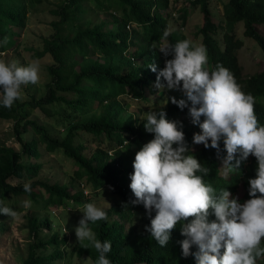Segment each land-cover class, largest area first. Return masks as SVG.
Listing matches in <instances>:
<instances>
[{
    "label": "trees",
    "instance_id": "obj_1",
    "mask_svg": "<svg viewBox=\"0 0 264 264\" xmlns=\"http://www.w3.org/2000/svg\"><path fill=\"white\" fill-rule=\"evenodd\" d=\"M27 1L0 0V41L5 37L13 40L10 38L14 36L15 27H20L21 30L25 28L28 17ZM61 1L63 5L54 14L59 17V20L53 23L55 32L44 47V54H50L54 60V64L49 67L51 80L47 84L45 95L37 102L20 104L15 101L11 108L0 104V119H13L20 124L29 119L30 108L44 109L62 103L70 107L74 113H90L93 110L91 107L97 102L96 107L100 112L85 125H70L62 141L52 138L49 131L43 126H38L35 121H26L23 132L34 134L39 141H24L20 136L22 133L16 129L21 151L7 147L0 149V201L3 202L0 206L8 207V202L13 197L38 200L37 187L49 193L47 203L61 205L65 197L70 196L71 191L68 188L61 189L41 181L31 183L30 192H25L22 185L12 184L14 180L23 179L28 174L35 176L38 174L34 165L28 166L25 163V157L37 155L38 144L42 143L49 152L60 150L68 158L76 161L80 170L82 169L76 171L77 179L81 180L87 176L93 189L104 184H112V193L121 198L119 203L114 204L106 212L108 220L96 222L95 228L97 239L111 242V251L106 254L111 264H197L194 255L185 257L182 254L179 242L185 237L181 235L180 223L172 230L165 247L159 246L148 231L143 234L141 242L137 245L134 246L130 242L134 231L126 233L125 223L142 205H131L129 201L135 197L132 192L123 190L134 172L129 147H124L123 142L134 137V141L145 145L154 139V134L145 131L143 124L146 119L139 121L133 117H122L124 107L121 98L131 97V100L138 102L145 100L143 89L155 86L158 72L164 69L166 59H171L170 56L165 57L159 50L162 43H165L161 39L165 29L170 31L167 43L174 45L185 40L178 32L169 28L170 22L175 20L173 17L175 14L185 24L189 14L199 9L204 17L199 34L203 36L202 45L207 50L208 69L213 70L216 64H222L230 70L242 90L255 97V115L259 126H264V70L245 76L238 56V52L244 47V40L238 37L241 23L244 25V36L254 40L264 53V0H227L224 7L225 26L214 20L211 0H187L189 7L182 11L177 8L171 11L170 0ZM91 2L94 4L93 8L88 10L83 8V3ZM110 11H114V14L119 12L120 19L113 17L109 23L106 21L96 23L91 19L96 14ZM221 29L226 31L222 42L216 37ZM6 45L0 44V53L6 51ZM96 56L99 58L94 59ZM150 64L156 65L157 72L151 71L148 67ZM161 83H165L163 79ZM26 107L29 109L22 114ZM163 111L166 118L176 122L178 128L183 131L185 142L192 154L193 136L198 133L187 127L188 123L184 117L179 118V115H189L188 109L181 110L173 105ZM203 119L201 117L202 122ZM83 133L96 137L104 135L109 140L111 149L106 151L96 147V152L88 157L84 153L85 143L81 141ZM110 150L113 152L112 155L108 153ZM226 155L222 141L219 154L215 149L211 147L206 149L201 144L199 162L209 168V174L204 175L203 179L217 194L222 189H227L233 197L238 196L247 201L250 199L249 180L256 178L258 162L250 155L246 160H241L237 171L225 178L220 175V170L221 161ZM240 155L238 152L235 159H240ZM83 194L82 191L80 196ZM5 217L0 214V225ZM114 217H118L119 220L113 219ZM214 220V214H210L209 221ZM147 227H150V222ZM41 230L35 229L34 234L39 236ZM66 241V239L59 241L56 237L53 239L56 244L48 245L43 242L32 244L24 264H48L53 257H44L39 250H45L50 246H54L55 254L62 257L59 246ZM93 250L92 256L96 262L99 253L94 247ZM197 250L196 246H193L191 252L195 253Z\"/></svg>",
    "mask_w": 264,
    "mask_h": 264
},
{
    "label": "clouds",
    "instance_id": "obj_2",
    "mask_svg": "<svg viewBox=\"0 0 264 264\" xmlns=\"http://www.w3.org/2000/svg\"><path fill=\"white\" fill-rule=\"evenodd\" d=\"M169 35L170 31L165 29L161 38L165 43L159 50L171 59H166L164 69L158 72L155 87L180 90L186 96V100L169 99L181 110L187 108L189 115L182 118L201 129H191L198 133L193 136V152L195 146L201 150L202 144L219 154L222 141L227 153L221 168L224 175L237 171L241 160L251 155L258 162L256 178L249 180L250 199L244 203L227 189L217 194L203 179L209 174V168L191 154L177 123L169 121L163 110L149 111L143 127L147 133L154 134V139L135 155L129 185L135 199L129 203L143 205L150 218L146 231L161 247L168 244L172 230L180 223L181 235L185 237L179 242L182 254L194 255L197 264H256L257 259L264 257V247H261L264 240V126H259L255 115V97L246 94L222 64L209 70L204 46L187 39L172 45L166 42ZM7 43V37L0 41L3 45ZM148 67L157 72L155 64ZM39 72L36 60L27 66L0 60V104L11 108L21 98L23 86L39 82ZM161 79L165 83H161ZM133 139H126L123 146L129 147ZM238 152L240 159H235ZM91 188L95 193L113 190L112 184ZM123 190L127 191L126 186ZM24 191H31L30 183L24 185ZM83 193L85 197L91 195L88 190ZM23 206L31 207V201H24ZM82 213L75 228L78 244L87 241L95 248L99 253L95 264H111L106 256L111 251V242L97 239L90 227L98 221H107V213L91 202L83 205ZM0 214L11 218L19 215L7 206H0ZM210 214H214V221H209ZM193 246L198 249L195 253L191 252Z\"/></svg>",
    "mask_w": 264,
    "mask_h": 264
},
{
    "label": "rangeland",
    "instance_id": "obj_3",
    "mask_svg": "<svg viewBox=\"0 0 264 264\" xmlns=\"http://www.w3.org/2000/svg\"><path fill=\"white\" fill-rule=\"evenodd\" d=\"M227 2V0H211L214 20L222 26L226 24L224 7ZM27 3L28 17L25 28L21 30L22 28L15 27L13 30L14 36L10 38L13 40H8L5 47L6 51L0 53V60H4L6 63L16 62L18 66H27L34 60L39 61V82L35 85L28 84L22 87L21 98L17 100L20 104L32 101L37 102L46 93L47 84L51 80L49 67L54 64V60L50 54H44V47L45 43L50 40L55 32L53 23L59 20V17L54 14L63 5V1L61 0H42L41 3L35 0H28ZM170 3L171 11H174L176 8L182 11L184 8L189 7L187 0H170ZM82 6L88 10L93 8L94 4L93 2L83 3ZM116 13L114 14V11H110L96 14L91 19L96 23L102 21L109 23L113 20V17L120 19V13ZM173 17H175V20H171L169 25L171 30L178 32L180 36L192 41L196 45H202L203 36L199 33L204 24V17L199 9L193 10L189 14L185 24L175 14ZM106 30L110 29L106 28ZM225 32V29H221L219 30V34L216 35L220 42H222V37ZM243 33L244 25L241 23L239 25L238 37L244 40V47L238 52V56L244 68V75L249 76L264 70V53L254 40L246 38ZM11 44L14 45L11 47ZM96 58H99V56H96L94 59ZM143 93L146 98L140 102L131 100V97L121 98L124 107L123 118L133 117L139 121H143L146 119L147 112L158 111L160 109L166 110L169 106L175 105L171 103L170 97H174L177 101L180 99L186 100V96L180 90L158 89L155 86H150L143 89ZM96 106L97 102L91 107L93 110L90 113H74L70 107L63 103L61 105L44 107V109H29L26 107L21 113L24 114V111L29 109L30 117L28 120L35 121L38 126L45 127L52 138L62 141L63 135H65L66 129L70 125H85L93 116L99 115L100 109H97ZM179 118L181 119L182 116L179 115ZM26 121L24 120L19 124L13 119H0V149L7 147L21 151L19 134L16 129L22 133L20 136L24 141H39V138L34 134L23 132V125ZM187 127L192 130L196 128L197 131H201L197 125H193L192 123H189ZM81 139L85 143L86 149L84 153L88 157H91L96 152V147H101L106 149V151L111 149L110 142L104 135L96 137L83 133ZM38 145L37 155L25 157V163L28 166L34 165L37 168L38 174L36 176L28 174L23 179L14 180L12 184L24 186L26 183L31 184L35 181H41L51 186H58L61 189L68 188L71 191L70 196L65 197V201L61 205L47 203L49 193L43 188L37 187L36 191L39 194L38 200H33L28 197H13L8 202V207L18 211L19 215L15 218L6 216L0 225V264H24L32 244L43 242L49 245L54 243L53 239L56 237L59 241L63 239L67 240L66 243L62 242L59 246V252L62 253V257L55 254L54 246H50L42 251L39 250V253L44 257H53V260L48 262V264H95L92 258L94 253L93 247L87 241L78 244L75 235V228L78 226L79 220L83 217V205L90 202L95 203L107 212L114 204L119 203L121 198L109 190H102L98 193L92 192V186L88 182L87 176L81 180L76 178L75 173L80 170V167L74 159L68 158L63 151L49 152L42 143ZM142 147L143 145L136 141L130 144L128 150L131 153L133 163L136 153ZM200 152V147L195 146L192 155L198 161L201 159ZM222 167L223 160L221 161ZM230 174L225 176L223 170H220V175L225 178H228ZM128 181L126 189L127 192H131L129 187L131 180L129 179ZM85 190H88L91 195L85 197L83 194V196H80L82 191ZM238 199L240 203L245 202L240 197ZM24 201H31V207L25 208L23 206ZM152 216L154 218V211ZM113 219L119 220L117 217ZM148 222H150V218L142 205L134 211L133 217L125 223L126 233H129L131 230L134 231L130 239L132 245L135 246L141 242ZM48 224L49 226H45ZM90 227L95 233L96 223L90 224ZM38 228L42 230L41 234L36 236L34 230ZM64 228L67 229L66 232ZM261 247H264V240H262ZM261 263H264V257L256 261V264Z\"/></svg>",
    "mask_w": 264,
    "mask_h": 264
}]
</instances>
